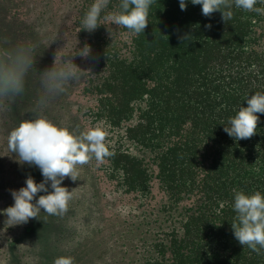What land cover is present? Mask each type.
Segmentation results:
<instances>
[{
  "label": "trees",
  "instance_id": "1",
  "mask_svg": "<svg viewBox=\"0 0 264 264\" xmlns=\"http://www.w3.org/2000/svg\"><path fill=\"white\" fill-rule=\"evenodd\" d=\"M3 1L19 40L35 45L29 75L65 59L80 68L63 97L80 98L85 128L104 131V171L131 201L129 245L115 262L264 264V249L241 246L231 228L234 190L264 193V114L250 138L223 131L264 92V0L251 11L233 3L226 22L190 0L184 10L153 0L139 34L103 18L83 29L93 0ZM118 4L109 0L101 16ZM85 44L89 56L75 55Z\"/></svg>",
  "mask_w": 264,
  "mask_h": 264
},
{
  "label": "clouds",
  "instance_id": "2",
  "mask_svg": "<svg viewBox=\"0 0 264 264\" xmlns=\"http://www.w3.org/2000/svg\"><path fill=\"white\" fill-rule=\"evenodd\" d=\"M190 2L199 4L201 14L206 17L219 10L222 20L226 22L232 18L233 3L236 8L251 11L257 0ZM152 3L153 0H119L117 10L102 17L109 0H93L84 13L81 24L83 29L93 31L103 18L111 24L123 26L133 34L144 33ZM179 7L184 10L186 0H179ZM255 10L261 11L259 8ZM204 27L210 28L211 24L206 23ZM188 38V34L181 37L183 40ZM34 48L35 45L32 44H18L0 50V109H10L11 103L25 94L27 77L35 70ZM90 51V46L85 44L75 55L87 58ZM80 77V68L71 59L63 60L59 66L52 64L37 73L38 91L32 110L44 111L54 98L66 91L67 84ZM245 100L247 106H241L234 116H230L223 128L236 141L250 138L256 133L259 120L257 114H264V92H255ZM104 136L101 128H90L76 135L44 115L21 119L8 134V150L16 154L18 161L35 165L43 179L36 182L29 176L25 179L24 186L11 190L13 204L0 210V214L6 216L5 223L8 226L25 224L29 218L37 217L41 210L49 215H63L71 198V191L62 186L61 182L65 177L76 180L77 166L87 163L92 155L97 160L110 155L104 144ZM39 192L46 194L37 197ZM232 207L237 214L236 222L231 223L234 238L241 246H247L259 254L264 249V193L257 191L246 194L234 190ZM73 260L72 256L61 255L54 259L53 264H73Z\"/></svg>",
  "mask_w": 264,
  "mask_h": 264
},
{
  "label": "rangeland",
  "instance_id": "3",
  "mask_svg": "<svg viewBox=\"0 0 264 264\" xmlns=\"http://www.w3.org/2000/svg\"><path fill=\"white\" fill-rule=\"evenodd\" d=\"M5 5L0 0L2 50L23 44L16 34L15 24L7 16ZM37 91L38 82L34 75H29L25 94L16 98L10 109H0V210L13 204L11 190L24 186L27 177L31 176L36 182L43 179L35 165L18 161L16 154L8 150V134L21 119L44 115L76 135L87 131L79 108L83 104L80 98L63 97L64 92L44 111L36 112L32 106ZM104 161L92 155L87 163L77 166L76 180L65 177L61 182L71 191L63 215H49L41 210L25 224L8 226L6 216L0 214V264H19L20 261L21 264H53L61 255L72 256L73 264H117V251L125 250L130 241L131 216H123V213L131 209V201L128 196L122 198L124 194L107 177ZM42 194L46 193L36 195ZM27 226H31V232L27 231Z\"/></svg>",
  "mask_w": 264,
  "mask_h": 264
}]
</instances>
